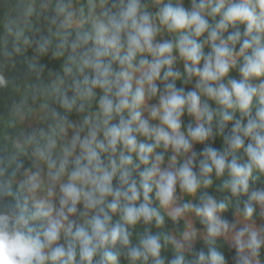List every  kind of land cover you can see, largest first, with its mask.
<instances>
[{"label":"clouds","instance_id":"1","mask_svg":"<svg viewBox=\"0 0 264 264\" xmlns=\"http://www.w3.org/2000/svg\"><path fill=\"white\" fill-rule=\"evenodd\" d=\"M0 264H264V0H0Z\"/></svg>","mask_w":264,"mask_h":264}]
</instances>
